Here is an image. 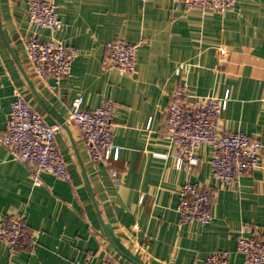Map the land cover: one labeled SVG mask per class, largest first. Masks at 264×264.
<instances>
[{"label": "crops", "instance_id": "obj_1", "mask_svg": "<svg viewBox=\"0 0 264 264\" xmlns=\"http://www.w3.org/2000/svg\"><path fill=\"white\" fill-rule=\"evenodd\" d=\"M54 1L62 26L51 31L28 25L27 0H0V216L18 207L36 232L33 243L12 254L0 242V264L106 258L118 264H204L220 249L243 264L235 244L247 234L244 227L252 225L264 239V0H237L223 13L175 0ZM32 33L78 50L70 75L54 92L26 63L24 38ZM115 39L138 44L134 73H120L110 63L106 43ZM44 80L53 82L50 75ZM182 85L195 95L228 94L219 130H240L263 146L260 165L250 174L221 186L206 143L196 151L198 165L175 167L164 110L169 94ZM15 89L47 123L59 125L55 142L68 180L43 172L34 184L29 165L2 145ZM77 96L88 110L103 98L115 102L117 160H90L68 117ZM187 181L211 194L213 217L205 226L179 220L177 188Z\"/></svg>", "mask_w": 264, "mask_h": 264}, {"label": "built area", "instance_id": "obj_2", "mask_svg": "<svg viewBox=\"0 0 264 264\" xmlns=\"http://www.w3.org/2000/svg\"><path fill=\"white\" fill-rule=\"evenodd\" d=\"M151 1V0H143ZM185 8H205L223 13L233 10L237 0H175ZM27 22L29 26L46 28L51 31L62 26L54 0H27ZM137 43L121 39L106 43L110 63L120 73L135 72V52ZM26 63L30 71L46 87L54 92L63 77L70 75L71 63L77 57L74 46L64 44L59 39L41 40L35 33L24 38ZM224 52V49H221ZM46 75L52 83L44 80ZM228 94L222 98L212 95L191 94L186 85L179 86L169 94L164 110L167 137L174 144L175 167L184 163L198 165L196 151L200 144H209V163L212 174L221 186L232 185L240 177L248 175L260 165L262 143L257 137L240 130L221 131L217 120L227 105ZM82 96H77L68 109L69 119L76 125L91 161L117 160L119 147L113 143L112 129L115 102L103 98L93 109H83ZM58 124L47 123L33 108L25 95L14 90V98L9 105L5 120V131L1 143L19 161L29 165V176L34 184L41 182L40 175L48 172L62 180L70 174L64 159L57 150L55 133ZM165 156V154H160ZM116 175L115 171L111 172ZM176 210L181 223H195L205 226L212 221L211 194L196 182L187 181L177 188ZM247 234L239 235L235 250L243 257V264H264V239L259 237L252 225H246ZM36 232L28 228L25 214L16 207L0 216V242L7 245L9 253H14L35 240ZM77 264H118L106 258L101 262L83 260ZM204 264H235L224 249L210 253Z\"/></svg>", "mask_w": 264, "mask_h": 264}, {"label": "water", "instance_id": "obj_3", "mask_svg": "<svg viewBox=\"0 0 264 264\" xmlns=\"http://www.w3.org/2000/svg\"><path fill=\"white\" fill-rule=\"evenodd\" d=\"M0 32L2 33V29H1V22H0ZM22 72L24 74V77L26 78L27 82L29 83V79L28 76L26 75L25 71L22 69Z\"/></svg>", "mask_w": 264, "mask_h": 264}]
</instances>
